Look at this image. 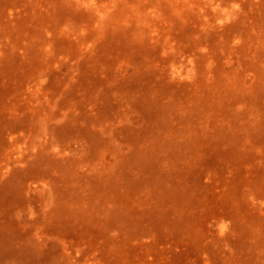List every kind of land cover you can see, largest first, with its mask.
<instances>
[{"label":"rangeland","instance_id":"1","mask_svg":"<svg viewBox=\"0 0 264 264\" xmlns=\"http://www.w3.org/2000/svg\"><path fill=\"white\" fill-rule=\"evenodd\" d=\"M0 264H264V0H0Z\"/></svg>","mask_w":264,"mask_h":264}]
</instances>
